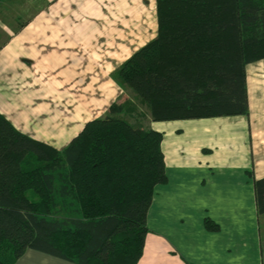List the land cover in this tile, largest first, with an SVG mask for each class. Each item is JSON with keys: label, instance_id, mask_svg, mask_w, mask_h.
Instances as JSON below:
<instances>
[{"label": "trees", "instance_id": "trees-1", "mask_svg": "<svg viewBox=\"0 0 264 264\" xmlns=\"http://www.w3.org/2000/svg\"><path fill=\"white\" fill-rule=\"evenodd\" d=\"M156 10L157 35L114 73L133 108L111 103L62 149L0 113V264L28 249L75 264H137L154 187L167 175L162 133L128 114L138 105L153 121L249 112L245 68L264 59V0H156ZM249 174L261 216L264 176Z\"/></svg>", "mask_w": 264, "mask_h": 264}, {"label": "crops", "instance_id": "crops-1", "mask_svg": "<svg viewBox=\"0 0 264 264\" xmlns=\"http://www.w3.org/2000/svg\"><path fill=\"white\" fill-rule=\"evenodd\" d=\"M156 30V0H0V113L64 148L121 96L116 69ZM245 69L247 114L148 123L162 133L167 181L154 187L137 264H264L249 174L264 176V59ZM38 252L15 264H75Z\"/></svg>", "mask_w": 264, "mask_h": 264}, {"label": "rangeland", "instance_id": "rangeland-1", "mask_svg": "<svg viewBox=\"0 0 264 264\" xmlns=\"http://www.w3.org/2000/svg\"><path fill=\"white\" fill-rule=\"evenodd\" d=\"M16 1H14V3H15ZM10 11V10H9ZM10 13H13V10H11L10 11ZM16 13V12H15ZM156 14H157V10H156ZM156 28V27H155ZM157 35V30H156V34H155V36ZM155 38V37H154ZM153 38V39H154ZM151 41V40H150ZM149 42V41H148ZM148 42H146V43H148ZM145 43V44H146ZM114 77H115V74H114ZM116 79V78H115ZM117 81V80H116ZM118 82V81H117ZM122 86V85H121ZM122 88H123V86H122ZM126 99H129V100H134L133 99V92L129 89V88H127V87H124L123 89H122V94H121V96L119 97V98H117L115 101H117V102H120V101H123V100H126ZM114 101V102H115ZM130 102L127 106L128 107H130V108H133V107H131V104L132 103H134V104H136V101L134 100L133 102ZM113 103V102H112ZM138 104V103H137ZM139 106V110H137L136 111V109L134 110V109H132V110H134V112H131V114L129 113L128 114V119L131 121V122H134V121H136V120H138V122H140V124L141 125H143V126H145V127H148L149 126V122H150V116L148 115V111H147V109H146V107L145 106H143V105H138ZM135 108V107H134ZM109 109V108H108ZM108 109H107V111H108ZM106 111V112H107ZM105 112V113H106ZM105 115V114H104ZM103 116V115H102ZM102 116H100V117H102ZM38 253H40V252H38ZM42 254V253H41Z\"/></svg>", "mask_w": 264, "mask_h": 264}]
</instances>
